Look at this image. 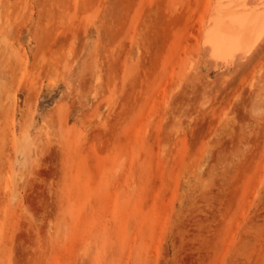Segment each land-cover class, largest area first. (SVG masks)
Segmentation results:
<instances>
[{"label":"rangeland","instance_id":"obj_1","mask_svg":"<svg viewBox=\"0 0 264 264\" xmlns=\"http://www.w3.org/2000/svg\"><path fill=\"white\" fill-rule=\"evenodd\" d=\"M208 6L0 0V264H264V41L213 66Z\"/></svg>","mask_w":264,"mask_h":264},{"label":"bare ground","instance_id":"obj_2","mask_svg":"<svg viewBox=\"0 0 264 264\" xmlns=\"http://www.w3.org/2000/svg\"><path fill=\"white\" fill-rule=\"evenodd\" d=\"M263 41L264 0H209L200 44L213 66L226 69L249 60Z\"/></svg>","mask_w":264,"mask_h":264}]
</instances>
